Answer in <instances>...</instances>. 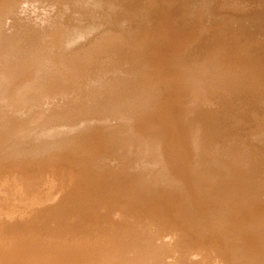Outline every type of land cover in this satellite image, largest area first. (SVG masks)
Returning <instances> with one entry per match:
<instances>
[{"label":"bare ground","instance_id":"bare-ground-1","mask_svg":"<svg viewBox=\"0 0 264 264\" xmlns=\"http://www.w3.org/2000/svg\"><path fill=\"white\" fill-rule=\"evenodd\" d=\"M37 1L0 0V264H264L261 49L170 6ZM66 11L114 16L69 37Z\"/></svg>","mask_w":264,"mask_h":264},{"label":"rangeland","instance_id":"rangeland-1","mask_svg":"<svg viewBox=\"0 0 264 264\" xmlns=\"http://www.w3.org/2000/svg\"><path fill=\"white\" fill-rule=\"evenodd\" d=\"M109 2H114V1H117V0H108ZM157 1H160V2H158L157 4H154V5H152V6H150L149 4H148V2H147V0H137V2H136V11H135V14H144V16H145V19L147 18V17H150L149 15H156V14H160L161 13V11L159 10V9H161V8H165L166 6H170V7H173V9H177V10H179V14H178V11H176L177 12V16H178V19L180 20V21H182V22H193V21H195V20H201L200 22H204L203 24H205L207 27H210L212 30L214 29V28H216V29H214V39L216 40V41H218L219 39L221 40V39H225L226 38V40H229V39H231L232 38V35L234 34H236V36H234L233 35V38L234 37H238L242 42L244 41V43H247L248 42V44H246V45H251V46H253L254 48H257V50L259 51L260 49V53H264V8H262V4H263V7H264V0H247L246 2H251V3H248L249 5L250 4H252V6H255V4H257V7H259V11H258V8L256 7V12H254L255 10H254V7H250L249 5H247V3H245V0H239L242 4H241V6L243 7V6H249V8L248 7H244V8H247L246 10L243 8L242 9V7L240 8L239 6V8H234V11H233V13L234 12H237L238 11V13L236 14V13H234V15H232L233 13L231 12V13H228V11H230L231 9H233V8H221V9H224V10H221V9H218V7H219V5H217V3H215L216 2V0H157ZM161 1H162V3L164 4H161ZM183 1V2H182ZM187 1V2H186ZM145 2V3H144ZM240 2H239V5H240ZM255 2V3H254ZM261 2H262V4H261ZM37 4H39L40 3V0L39 1H37L36 2ZM36 3H30V4H34V6H36L37 4ZM140 3V4H139ZM145 5H144V4ZM243 3H245L246 5H244ZM254 3V4H253ZM143 4V5H142ZM185 4H186V7H185ZM207 4V5H206ZM258 4H260V5H258ZM157 7H159V9L157 8L156 9V6ZM160 5V6H159ZM211 5V6H210ZM149 6V7H148ZM154 6V7H153ZM218 6V7H217ZM261 6V7H260ZM48 7H49V12H48V15L49 16H52V15H54V13L55 12H53V10L52 9H54V11H55V8H54V5H48ZM51 7V8H50ZM153 8V10H155L154 12H153V10H152V8ZM178 7V8H177ZM215 8H217L216 10H215ZM220 8V7H219ZM251 8V9H250ZM253 9V11H251ZM157 10H159V11H157ZM182 10V11H181ZM208 10V11H207ZM217 10H219V11H217ZM225 10H228L227 12L225 11ZM242 10H243V12H242ZM248 10L250 11V13L248 12ZM157 11V12H156ZM217 11V14L215 13ZM223 13H222V12ZM224 11L226 12L225 14H224ZM38 10H35L34 11V13H32L33 14V17L36 19V18H38V16H37V14H38ZM200 12V13H199ZM220 12H221V15H220ZM253 12V13H252ZM258 12H259V14H258ZM262 12V13H261ZM36 13V14H35ZM49 13H51V14H49ZM212 13V14H211ZM241 13H242V15H241ZM183 14H185V15H183ZM207 14V15H206ZM182 15V16H181ZM199 15V16H198ZM215 15H216V17H215ZM244 15V16H243ZM37 16V17H36ZM114 15H112L111 13H106L104 16H103V18H99V19H97L94 15H91L90 13L89 14H86V15H83V16H81V17H69L68 16V12L66 11V13H63V18L61 19V20H63V22L65 23V25L67 26V30H68V36L70 37L71 36V32H70V29H69V27H71V26H78V27H80V28H83L84 29V31H87V36L90 34V32L92 33V32H94V31H96L97 30V27L96 28H94V27H92V26H94V25H98V26H103V23L105 22V21H107L108 19H110V18H112ZM241 16V17H240ZM83 17V18H82ZM189 17V18H188ZM192 17V18H191ZM204 17V18H203ZM228 17V18H227ZM256 17H257V19H256ZM65 18V19H64ZM87 18V19H86ZM193 18H195V19H193ZM198 18V19H197ZM238 18V19H237ZM242 18V19H241ZM259 18V19H258ZM244 19V20H243ZM60 20V21H61ZM133 20V19H132ZM203 20V21H202ZM209 20V21H208ZM227 20V21H226ZM258 20H259V22H258ZM59 21V20H58ZM68 21V22H67ZM134 21V20H133ZM219 21V22H218ZM236 21V22H235ZM206 22L207 23H209L210 25H208V24H206ZM215 22V23H214ZM129 22L127 21V20H125L124 21V26L125 27H127V25H129L128 24ZM141 24L143 23V22H140ZM211 23H212V25H211ZM218 23V24H217ZM221 23H223V24H221ZM227 23L229 24L228 25V29H227ZM247 23V24H246ZM252 24V25H251ZM217 27H216V26ZM220 25H221V27H222V29H221V27H220ZM214 26V28H212ZM231 26V27H230ZM242 26V27H241ZM220 27V28H219ZM246 27V28H245ZM251 27V28H250ZM218 28V29H217ZM239 28V29H238ZM241 28V29H240ZM133 29V30H132ZM131 29V31H133V33H135V35H134V37L135 38H137V31H139L138 32V34H140V33H143V32H146V30H140V29H137V28H132ZM227 29V30H226ZM232 29V30H231ZM233 29H234V31H233ZM263 29V30H262ZM92 30H94V31H92ZM224 30V31H223ZM242 32H241V31ZM256 30H257V32H256ZM236 31V32H235ZM247 31V32H246ZM251 31V32H250ZM261 31H262V33H261ZM217 33V35H216V33ZM225 32H227V35H226V33ZM234 32V33H233ZM100 33V32H99ZM98 32H97V34H99ZM222 33V34H221ZM231 33H233V34H231ZM221 34V35H220ZM231 34V35H230ZM145 35V34H144ZM216 35V36H215ZM241 35H244V36H241ZM247 35V36H246ZM217 36H219L218 38H217ZM216 37V38H215ZM231 37V38H230ZM254 37V38H253ZM135 38H134V41H136L135 40ZM245 38V39H244ZM247 38H248V40H247ZM253 38V39H252ZM85 38H83V39H80V41H82V40H84ZM255 39V40H254ZM133 40V38L132 39H126V41H128V43L130 44V45H133L134 43H137V41L136 42H131V41ZM219 40V41H220ZM256 41V42H255ZM258 41V42H257ZM43 42H46V44H47V42L49 43V44H47V46L48 45H50V41H44V40H42V38H41V40H39V47H40V45H41V43H43ZM251 42V43H250ZM257 43V44H256ZM254 44H256V46L254 45ZM80 45V44H79ZM126 45V44H125ZM44 47H45V44L43 45ZM51 46V45H50ZM44 47H43V49H44ZM126 47H128V46H126ZM260 47V48H259ZM41 49V48H40ZM259 53V52H258ZM43 58V56L40 58V60ZM83 80V82H84V78L82 79ZM81 100V99H80ZM84 101H86V98L85 99H82V101H77V103L79 104L80 102V105L81 104H83V105H88V102L86 103V102H84ZM114 120H112L111 122H113ZM109 128V127H108ZM127 164V163H126ZM149 166L150 165H148V166H146V172L147 173H145V171H143V170H145V169H143L142 171L144 172V177L147 179V178H150L151 176H152V173H151V171H149L150 169H149ZM126 167H127V169H130V170H128V172H130V173H136V172H139V167L138 166H135V165H126ZM144 168V167H143ZM139 169V170H138ZM149 172V173H148ZM149 174V175H148Z\"/></svg>","mask_w":264,"mask_h":264}]
</instances>
